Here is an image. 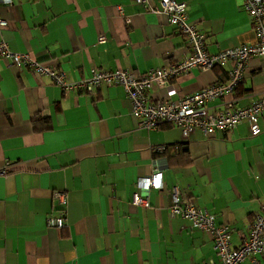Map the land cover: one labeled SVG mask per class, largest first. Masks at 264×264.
Listing matches in <instances>:
<instances>
[{"label":"crops","instance_id":"crops-1","mask_svg":"<svg viewBox=\"0 0 264 264\" xmlns=\"http://www.w3.org/2000/svg\"><path fill=\"white\" fill-rule=\"evenodd\" d=\"M178 1L188 4L208 52L255 41L243 0ZM153 7L161 8L160 0L0 2V18L8 22L0 42L62 70L70 81L88 77L92 68L143 76L190 54L184 35ZM229 70L194 68L170 78L172 90L158 81L149 95L179 101L226 81ZM263 96L264 57H256L237 90L208 108L244 107ZM131 108L121 85L65 92L0 58V264H219L212 236L171 215L174 193L228 226L234 246L244 243L264 204V115L257 136L244 120L230 131L196 130L186 138L172 125L139 126ZM183 144L187 153H155L157 146ZM157 168L165 189L137 185ZM57 191L68 198L61 229L47 222L61 213ZM137 196L149 206L136 204ZM242 264H264V256Z\"/></svg>","mask_w":264,"mask_h":264},{"label":"built area","instance_id":"built-area-1","mask_svg":"<svg viewBox=\"0 0 264 264\" xmlns=\"http://www.w3.org/2000/svg\"><path fill=\"white\" fill-rule=\"evenodd\" d=\"M0 2L14 4V0ZM136 2L146 5L151 0ZM160 3L161 8L153 7V10L164 12L168 21L184 35L190 54L182 61L170 62L163 67L149 70L143 76H137L134 72L122 68L115 70L92 68L88 77L70 81L62 70L37 60L28 52H14L5 42H0V58L10 59L19 69L26 67L36 74L48 77L65 92L90 91L102 84L121 85L131 102L133 118L139 126L146 129H158L163 124H168L180 128L186 138L196 130L213 136L218 131L233 130L244 120H248L251 134L253 136L261 134L260 119L264 115V96L239 108L233 103H228L224 109L215 113L210 112L208 105L218 98L232 95L241 85L248 62L256 57H264V0H243L242 4L243 9L251 17L255 41L214 54L207 50L206 35L189 21L186 2L160 0ZM118 10L123 12V8ZM7 25L8 22L0 18V28ZM104 39L105 36L102 35L100 40ZM227 65H230V70L226 81L206 86L179 101L153 100L149 95V90L158 81L166 82L167 88L172 90L170 78L178 77L194 68L211 69ZM165 147L157 146L155 153L163 151ZM137 185L147 190L165 189L162 172L158 168L150 176L141 177ZM54 196L58 200L61 213L49 217L47 222L49 227L61 229L67 224L68 198L65 193L58 191ZM135 203L143 206L150 204L143 196H137ZM170 213L172 216L180 215L190 220L193 227L203 229L212 236L219 264H242L248 257L264 256V204L262 211L257 214L250 226L247 239L239 246L233 245L232 230L228 226L217 225L215 215L200 209L192 200L182 202L174 193Z\"/></svg>","mask_w":264,"mask_h":264},{"label":"trees","instance_id":"trees-1","mask_svg":"<svg viewBox=\"0 0 264 264\" xmlns=\"http://www.w3.org/2000/svg\"><path fill=\"white\" fill-rule=\"evenodd\" d=\"M179 149H181V150H179ZM178 152L187 153L188 152L187 144H183V145H180V146H166L163 151L158 152L156 154H158V155H167V156L170 154V156H172L173 154H178Z\"/></svg>","mask_w":264,"mask_h":264}]
</instances>
